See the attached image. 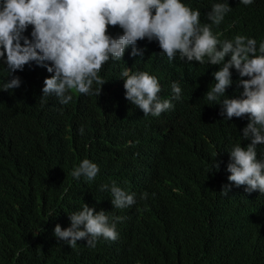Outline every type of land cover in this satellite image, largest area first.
Instances as JSON below:
<instances>
[{
  "label": "trees",
  "instance_id": "16d2710c",
  "mask_svg": "<svg viewBox=\"0 0 264 264\" xmlns=\"http://www.w3.org/2000/svg\"><path fill=\"white\" fill-rule=\"evenodd\" d=\"M181 2L199 10L201 24L210 23L206 14L213 4L228 2L231 11L219 26H212L213 34L221 42L237 35L255 39L257 45L264 42V0L248 6L239 0ZM154 42L137 41L145 47V55L135 67L154 74L161 85L160 99L175 100L173 82L181 88V98L173 104L174 129L159 152L149 193L160 205L156 180L164 172L179 182L178 192L156 217L121 224V232L129 236L116 248H125L116 256V264L142 256L147 257L144 264H264V194H248L246 186L234 185L228 196L220 194L221 186L229 183L228 153L237 144L250 143L242 138L248 118L226 120L215 105L223 97L216 102L206 99L215 71L179 58L165 61ZM107 63L103 70L123 65L121 60ZM6 68L0 58V85L10 78ZM230 71L232 85L225 97L239 98L243 91L237 87L239 76ZM30 72L24 73L19 88L3 91L0 86V264H105L102 238L95 247L80 240L70 248L54 237L53 230L57 224L61 230L69 227L68 216L82 210L83 204L118 217L117 209L108 206L109 190L100 187L111 179L110 184L121 186L122 176L107 175L123 164L122 172L129 173L132 165L127 161L140 162L149 155L150 123L138 107L133 106L137 113L126 107L131 103L125 94L119 98L124 92L120 88L102 93V98L92 89L75 98L71 108L33 106L36 76L42 79L48 74L36 64ZM112 84L108 81L106 86ZM256 152L257 159L264 161V145H258ZM84 159L99 168L92 181L71 175ZM215 159L220 162L216 172Z\"/></svg>",
  "mask_w": 264,
  "mask_h": 264
},
{
  "label": "clouds",
  "instance_id": "9594fccd",
  "mask_svg": "<svg viewBox=\"0 0 264 264\" xmlns=\"http://www.w3.org/2000/svg\"><path fill=\"white\" fill-rule=\"evenodd\" d=\"M239 2L248 6L253 0ZM229 11L228 2L215 3L206 14L210 23L201 24L199 10H192L181 0H0V58L10 77L2 81L3 91L19 88L21 81L25 82L24 73L35 71L36 64L48 75L42 79L33 76L37 80L33 106L71 108L75 98L92 89V94L102 98V93L120 88L124 92L119 98L125 94L131 103L126 107L132 111L133 106L138 107L150 123L149 155L140 162L127 161L132 165L129 173L122 172L123 164L107 175L122 176L121 186L110 184L111 179L100 187V191L109 190L112 199L108 206L117 209L118 217L83 204L82 210L68 216L69 227L61 230L59 224L55 226L53 235L58 241L75 248L77 241L86 240L85 246L95 247L102 238V262L116 264V256L125 249L116 248L128 242L129 236L121 232V224L156 217L178 192L179 182L171 181L164 172L156 180L161 188L160 205L149 193L159 152L171 139L173 104L181 98V88L173 82L175 100L160 99L161 85L154 74L135 67L145 55V47L137 41L145 39L155 40L152 45L165 61L179 58L210 73L215 71L212 87L204 96L210 102L223 97L215 105L221 107L220 115L226 120L246 116L242 138L250 142L246 147L237 144L228 153L229 183L221 186L220 194L228 196L232 185L246 186L248 194H264V161L257 159L256 152L258 145H264V42L257 45L255 39L242 35L221 42L212 26H219ZM120 60V69L103 70L105 63ZM233 69L239 76L237 87L243 91L239 98H226ZM108 81L114 84L107 87ZM219 166L215 159L214 172ZM98 172L95 163L84 159L71 175L92 181ZM146 258L136 257L128 264H144Z\"/></svg>",
  "mask_w": 264,
  "mask_h": 264
}]
</instances>
